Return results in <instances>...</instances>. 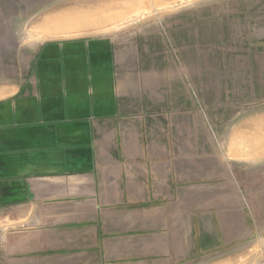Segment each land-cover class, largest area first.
<instances>
[{
  "label": "crops",
  "instance_id": "0c3cea01",
  "mask_svg": "<svg viewBox=\"0 0 264 264\" xmlns=\"http://www.w3.org/2000/svg\"><path fill=\"white\" fill-rule=\"evenodd\" d=\"M112 56L50 46L33 86L0 97V264H193L215 249L213 209L178 186L181 152L137 123Z\"/></svg>",
  "mask_w": 264,
  "mask_h": 264
},
{
  "label": "rangeland",
  "instance_id": "374dc122",
  "mask_svg": "<svg viewBox=\"0 0 264 264\" xmlns=\"http://www.w3.org/2000/svg\"><path fill=\"white\" fill-rule=\"evenodd\" d=\"M92 42L214 211L215 249L193 264H264V0H0V97L33 86L48 47Z\"/></svg>",
  "mask_w": 264,
  "mask_h": 264
},
{
  "label": "bare ground",
  "instance_id": "6f19581e",
  "mask_svg": "<svg viewBox=\"0 0 264 264\" xmlns=\"http://www.w3.org/2000/svg\"><path fill=\"white\" fill-rule=\"evenodd\" d=\"M261 153H262V152H261ZM261 153H260V154H261Z\"/></svg>",
  "mask_w": 264,
  "mask_h": 264
}]
</instances>
